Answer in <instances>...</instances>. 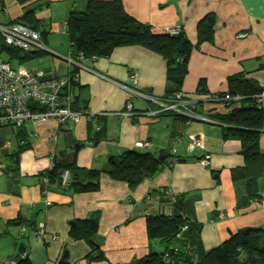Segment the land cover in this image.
<instances>
[{
  "label": "crops",
  "instance_id": "1",
  "mask_svg": "<svg viewBox=\"0 0 264 264\" xmlns=\"http://www.w3.org/2000/svg\"><path fill=\"white\" fill-rule=\"evenodd\" d=\"M89 1L0 0V25L13 23L33 9L40 24L38 31L49 48L19 58V62L46 52L59 59L48 57L51 64L42 70L47 76H66L70 70L65 61L70 55L69 45L68 53H62L52 38L61 31L67 35L62 22L72 12H84ZM119 1L129 15L157 32L181 28L192 45L198 40L199 22L207 15L214 17L211 41L201 43L189 57L181 87L184 94L197 100L200 80H205L208 93H224L228 77L237 74L264 87V0ZM57 9L62 11L59 21L54 18ZM240 32L247 36L237 38ZM67 40L69 44L68 35ZM166 68V60L146 48L118 47L109 57L79 70V87L74 93L78 106L88 113L77 123L68 122L61 128L56 120L47 119L22 128L0 127V264H8L21 253L27 254L31 264H58L60 260L69 264H134L168 246L147 235L146 219L153 215L187 218L189 227L180 242L193 260L219 246L231 233L264 228V198H254L264 195V173L252 184V178L246 176L252 167L240 172L245 165L241 143L224 137L225 124L218 118L229 109L209 102L200 105L198 99V113L204 121L169 114L151 117L148 112L160 109L159 103L134 98L133 107L139 112L134 116L117 115L124 109L126 82L133 74L137 75L139 90L164 99ZM260 133L259 150L264 153V126ZM193 135L202 139V147L190 149ZM5 140L14 147L10 152L19 151L16 170L7 146L1 144ZM136 142L147 146L135 147ZM131 149L156 157L157 151L164 149L166 158L172 154L185 160L172 166L167 162L162 170L130 188L102 167L110 156ZM205 155L209 156L207 165L199 162ZM51 157L59 165L75 163L101 170L99 189L78 193L69 186L47 185L44 172L50 167ZM254 175L257 173L251 177ZM94 214L98 217L97 243L104 258L88 261V244L73 240L69 234L77 221ZM41 222L45 233L39 237L35 226Z\"/></svg>",
  "mask_w": 264,
  "mask_h": 264
},
{
  "label": "trees",
  "instance_id": "2",
  "mask_svg": "<svg viewBox=\"0 0 264 264\" xmlns=\"http://www.w3.org/2000/svg\"><path fill=\"white\" fill-rule=\"evenodd\" d=\"M16 23L38 32L42 41L41 33L38 31L39 20L35 18L33 9L24 13ZM62 25L68 35L69 57L73 61L69 72L64 77L47 76V72L40 69L30 70V72H43V80L46 81L58 82L64 78L65 85L59 91V99L66 101L64 107L86 113L85 107L78 106V96L74 93V90L79 87V70L82 67L89 68V64L97 59L109 57L113 50L122 46H140L161 55L167 64L166 81L168 87L165 97H170L176 92H183L181 87L187 75V64L191 52L199 48L201 43L211 41L214 17L207 15L199 22L198 40L195 45H192L185 37L182 29L177 34L171 33L168 29L157 32L151 25L136 20L125 11L119 0H90L84 12L70 13ZM14 48L6 46L2 38L0 54L2 59L10 62V64V58L8 60L3 58L4 52L16 54L18 59H26L28 55L43 52L40 49L25 53ZM11 67L13 69L18 68H14L12 65ZM262 91V86L253 80L244 79L240 74L228 77L227 91L216 93L221 99L219 102L213 98L215 95L208 93L205 80L199 81L196 90V94L199 96L197 98L198 104L200 100V105L209 102L222 104L226 109H229L227 114L219 115L218 118L221 123L225 124V127L222 128L224 137L236 139L241 143V153L245 159V165L240 172L248 171L252 167L250 173L246 175L252 178V184L264 173V153L259 150L260 131L264 126V105L258 101V96ZM198 104L194 108V112L202 117L198 113ZM30 107L32 110L41 109L39 105ZM137 111L138 109L132 106V116L136 115ZM3 115H5L4 110L0 108V116ZM57 122L61 128L68 124V122ZM5 125L19 128L12 123H0V127ZM8 142L10 141L5 140L1 144L7 146L6 148L10 152L14 147H12L11 142L9 146L6 145ZM162 157V159H158L151 153L137 149L127 150L117 156H110L107 163L111 167L109 176L124 181L128 183L130 188H134L143 180L162 170L167 162L172 166L174 162L185 160L172 154L171 158H166L165 152ZM9 159L15 166L13 170H16L19 151L10 152ZM64 170L70 172L71 179L70 182L62 185V172ZM254 173H257V176L251 177ZM101 174V170L78 167L75 163L66 165L54 163L52 168L44 172V178L47 179L48 184L55 183L63 189L69 186L78 193H91L99 189ZM252 195L255 196V193ZM254 198L255 200L264 198V195L259 194ZM188 227L187 218L180 216H148L146 219L148 237L152 240L163 241L168 246L161 253H150L134 264H264V240H261L264 235V228H250L231 233L229 238L219 246L205 251L201 258L193 260L189 259L191 256L187 254L189 249L180 242L182 234ZM97 232L98 217L96 214L90 218L77 221L70 230L69 235L73 240H83L88 244L90 250L85 256L88 261H98L104 258L97 243ZM20 255L14 259L17 260L16 264H31L27 256L19 260ZM58 264L69 263L60 260Z\"/></svg>",
  "mask_w": 264,
  "mask_h": 264
},
{
  "label": "built area",
  "instance_id": "3",
  "mask_svg": "<svg viewBox=\"0 0 264 264\" xmlns=\"http://www.w3.org/2000/svg\"><path fill=\"white\" fill-rule=\"evenodd\" d=\"M1 36L6 46H12L18 48L25 53L45 49L40 35L38 32L31 30L23 25H9L0 27ZM171 33L177 34L180 32V28H169ZM247 33L240 32L237 34V38H244ZM1 52V51H0ZM68 61H73L68 58ZM130 81L135 85V77L131 76ZM65 83L64 78H61L58 82L51 80H43V72L37 71L31 73L23 67L13 69L10 62L0 59V108L4 110L5 115L0 116V123H12V125L18 126L35 121H45L50 118H54L60 123L72 122L77 123L82 115H86L83 111H73L66 105V101L59 99V91ZM129 95L133 93L143 101H151V95L149 92H144L137 88L131 89L125 87ZM215 101L219 102L221 99L215 94L213 96ZM258 101L264 105V87L261 94L258 96ZM168 103L157 102L161 106V111H170L174 115L189 117L190 119L201 118L195 114L194 108L198 104V101L193 98H187L183 92H176L170 98L167 99ZM41 107L40 110H32L30 106ZM132 103L129 104V110L126 115L132 116ZM152 114V113H151ZM154 114V113H153ZM117 115H125V113H117ZM8 143H6L7 145ZM138 147H146L147 143L136 142ZM202 139L199 136H191L190 149L195 147H202ZM175 154V151L172 152ZM209 156L205 155L199 160L203 165L208 164ZM52 168L50 165L49 169ZM68 171L63 174L62 185L66 184V178ZM35 233L44 234V224L38 223ZM23 230V228H22ZM27 256L26 253L20 255V259H24ZM11 264H16L17 260L12 259Z\"/></svg>",
  "mask_w": 264,
  "mask_h": 264
},
{
  "label": "rangeland",
  "instance_id": "4",
  "mask_svg": "<svg viewBox=\"0 0 264 264\" xmlns=\"http://www.w3.org/2000/svg\"><path fill=\"white\" fill-rule=\"evenodd\" d=\"M62 13V11H58V9L54 12V18L58 19L59 21V15ZM20 19V18H19ZM18 19V20H19ZM17 20L13 23H9L10 26L11 25H17ZM8 25H0V27L2 26H9ZM63 26V25H62ZM1 29V28H0ZM59 32V31H58ZM42 39V37H41ZM53 43L59 48V51L60 52H65V53H68L67 50H68V40H67V35L65 34L64 31H61L59 34H54L53 38ZM42 43L45 47V49H41L42 51H47L49 48L48 46L46 45V43L42 40ZM50 43V47L53 48V43L49 42ZM60 55V53H59ZM61 56V55H60ZM48 57H51V58H55V59H59L58 57H53V55H49L45 52L44 55L40 56V57H36V58H33L31 60H29L28 62L27 61H23V62H19V59L15 56H11L10 54L8 53H3V58L4 59H11V62H12V66L15 68V67H38L39 69L42 70V68H44L45 66H48L50 65V61H52L50 58ZM68 59V58H67ZM47 60H50L49 63ZM67 65L70 66V63L68 60H65ZM107 77V76H106ZM137 84H138V80H137ZM149 94L151 95V102H163V103H168L167 102V99L170 98V97H165L164 99H159L157 96H155L153 93L149 92ZM186 95V94H185ZM188 96V95H187ZM191 98H193V96H189ZM152 113V114H151ZM154 113V114H153ZM166 114H169V115H172V116H177V115H174L172 112L168 111V112H165V111H161V107L160 109H151V111L148 112V115L149 116H153V117H159V116H162V115H166ZM187 119H190L189 117H185ZM261 240H264V235L262 236V239ZM22 254V253H21ZM13 261L12 259L8 260V264H11Z\"/></svg>",
  "mask_w": 264,
  "mask_h": 264
},
{
  "label": "bare ground",
  "instance_id": "5",
  "mask_svg": "<svg viewBox=\"0 0 264 264\" xmlns=\"http://www.w3.org/2000/svg\"><path fill=\"white\" fill-rule=\"evenodd\" d=\"M169 29V28H168ZM181 29V28H180ZM14 49H17L18 50V48H14ZM0 59L1 60H3L2 59V57H1V54H0ZM132 76H134L135 77V85H137V75H135V74H133ZM135 85H133L132 84V82L130 81V78H129V80H128V82H126V86L127 87H130L131 89H135ZM142 91H144V92H149V91H145V90H142ZM134 98H137V95H135L134 93L132 94V95H129L128 94V97H127V99H126V103H125V106H124V109L122 110V111H120L119 113H125V115L127 114V112H128V110H129V104H131L132 103V100L134 99ZM132 106H133V104H132ZM168 112V111H167ZM122 116H124V115H122ZM56 120V119H55ZM36 122V121H35ZM27 123H23V124H21V125H19V128H22L23 126H25ZM9 144H10V142H8V146H9ZM135 147H138V146H136L135 145ZM140 148H143V147H140ZM54 161H53V158L51 157V166L53 167L54 166ZM68 170H64L63 172H62V177H63V174L64 173H66ZM69 172V171H68ZM70 179H71V175H70V172L68 173V176H67V178H66V182H70ZM44 181L47 183V185H48V182H47V179H45L44 178ZM64 187V186H63ZM39 234V237L40 236H42L43 234H41V233H38Z\"/></svg>",
  "mask_w": 264,
  "mask_h": 264
},
{
  "label": "water",
  "instance_id": "6",
  "mask_svg": "<svg viewBox=\"0 0 264 264\" xmlns=\"http://www.w3.org/2000/svg\"><path fill=\"white\" fill-rule=\"evenodd\" d=\"M198 119L204 121V119H201V118H198ZM164 151H165L164 149H159V150L157 151V158H158V159H162V158H163V157H162V153H163ZM102 170H103L104 172H106V173H110V172H111V167L107 164V165H105V166L102 167ZM72 224H74V222H72ZM246 232H247V231H246ZM65 257H67V253L64 252V254H63V258H65Z\"/></svg>",
  "mask_w": 264,
  "mask_h": 264
}]
</instances>
